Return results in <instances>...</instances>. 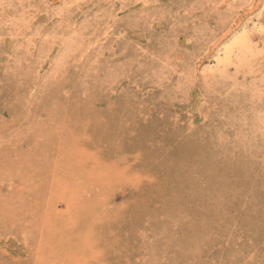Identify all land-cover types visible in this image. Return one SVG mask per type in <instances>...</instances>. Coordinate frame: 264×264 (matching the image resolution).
Segmentation results:
<instances>
[{
	"label": "rangeland",
	"instance_id": "obj_1",
	"mask_svg": "<svg viewBox=\"0 0 264 264\" xmlns=\"http://www.w3.org/2000/svg\"><path fill=\"white\" fill-rule=\"evenodd\" d=\"M255 24L264 0H0V264H264Z\"/></svg>",
	"mask_w": 264,
	"mask_h": 264
},
{
	"label": "bare ground",
	"instance_id": "obj_2",
	"mask_svg": "<svg viewBox=\"0 0 264 264\" xmlns=\"http://www.w3.org/2000/svg\"><path fill=\"white\" fill-rule=\"evenodd\" d=\"M254 27L257 29V30H259V31H263V28L264 27H262L261 25H259V24H255L254 25ZM247 29V27H245L244 28V30H246ZM243 30V31H244ZM245 32V31H244ZM264 32V31H263ZM250 44H249V40H248V38H247V36L246 35H241V36H235L233 39H231L228 43H227V45L225 46V48H224V53L223 54H225V56H231V54H233L234 52H238V53H240V52H243V51H248L250 48L249 47H251V46H249ZM255 46V45H254ZM252 51V50H251ZM243 56V55H242ZM246 56V55H245ZM248 57V56H247ZM227 58H230V57H226V59ZM244 58V57H243ZM242 59V58H241ZM221 60H223L222 58H221V54L220 53H218L217 54V62L218 63H220L221 62ZM229 60V59H228ZM239 60H240V58H239ZM238 60V61H239ZM243 60H246V58L245 59H243ZM243 60H241V62L243 61ZM249 59L247 58V60L246 61H248ZM246 61H244V63L246 62ZM223 62V61H222ZM231 62V61H230ZM227 63H229V62H227ZM234 64V63H233ZM237 65V64H236ZM239 67V66H238Z\"/></svg>",
	"mask_w": 264,
	"mask_h": 264
}]
</instances>
